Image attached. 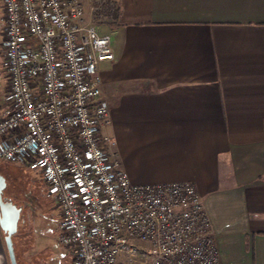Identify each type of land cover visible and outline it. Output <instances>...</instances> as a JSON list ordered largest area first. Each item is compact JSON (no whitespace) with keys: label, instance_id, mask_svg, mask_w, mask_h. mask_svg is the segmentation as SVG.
Segmentation results:
<instances>
[{"label":"crops","instance_id":"obj_1","mask_svg":"<svg viewBox=\"0 0 264 264\" xmlns=\"http://www.w3.org/2000/svg\"><path fill=\"white\" fill-rule=\"evenodd\" d=\"M114 1L99 77L121 169L193 184L221 264H264V0Z\"/></svg>","mask_w":264,"mask_h":264},{"label":"built area","instance_id":"obj_2","mask_svg":"<svg viewBox=\"0 0 264 264\" xmlns=\"http://www.w3.org/2000/svg\"><path fill=\"white\" fill-rule=\"evenodd\" d=\"M6 102L0 160L39 172L73 264H221L191 183L134 185L121 169L99 65L114 0H0Z\"/></svg>","mask_w":264,"mask_h":264},{"label":"rangeland","instance_id":"obj_3","mask_svg":"<svg viewBox=\"0 0 264 264\" xmlns=\"http://www.w3.org/2000/svg\"><path fill=\"white\" fill-rule=\"evenodd\" d=\"M3 28V12L0 8V40ZM7 87L0 47V110L6 102ZM0 174L7 183L5 199L23 209L25 223L18 227V238L13 239L17 263L73 264L70 250L59 243V211L46 196L47 187L43 176L37 171L1 160Z\"/></svg>","mask_w":264,"mask_h":264},{"label":"water","instance_id":"obj_4","mask_svg":"<svg viewBox=\"0 0 264 264\" xmlns=\"http://www.w3.org/2000/svg\"><path fill=\"white\" fill-rule=\"evenodd\" d=\"M6 188V180L0 174V257L4 259V264H7V251L10 264H18L13 237L18 233L21 209L12 202L4 200L3 194Z\"/></svg>","mask_w":264,"mask_h":264},{"label":"flooded vegetation","instance_id":"obj_5","mask_svg":"<svg viewBox=\"0 0 264 264\" xmlns=\"http://www.w3.org/2000/svg\"><path fill=\"white\" fill-rule=\"evenodd\" d=\"M6 190H7V188H6ZM6 190L4 191V194H5ZM4 194H3V196H4ZM4 200L5 201H9L7 198L5 199V196H4ZM21 216H22V213H21ZM21 216H20V221H19V226L18 227H20V225L24 222V220L22 219Z\"/></svg>","mask_w":264,"mask_h":264}]
</instances>
